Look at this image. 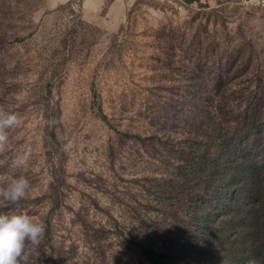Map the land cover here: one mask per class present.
<instances>
[{
  "label": "rangeland",
  "instance_id": "1",
  "mask_svg": "<svg viewBox=\"0 0 264 264\" xmlns=\"http://www.w3.org/2000/svg\"><path fill=\"white\" fill-rule=\"evenodd\" d=\"M216 73L264 85V13L240 0H0V106L20 118L6 130L0 186L24 176L36 199L57 183V204L29 212L50 215L79 264H140L151 176L178 171L181 118L197 84L209 98Z\"/></svg>",
  "mask_w": 264,
  "mask_h": 264
},
{
  "label": "trees",
  "instance_id": "2",
  "mask_svg": "<svg viewBox=\"0 0 264 264\" xmlns=\"http://www.w3.org/2000/svg\"><path fill=\"white\" fill-rule=\"evenodd\" d=\"M203 86H195L194 111L181 118L188 131L173 146L178 171L151 176L156 184L140 217V264H264V85L243 88L216 73L202 100ZM102 120L111 126L107 115ZM46 122L55 178L52 152L59 142L53 121ZM61 187L53 183L41 198L0 204V214L30 215L45 203L57 204ZM39 219L45 234L38 245L26 242L20 264H79L58 241L50 215Z\"/></svg>",
  "mask_w": 264,
  "mask_h": 264
},
{
  "label": "clouds",
  "instance_id": "3",
  "mask_svg": "<svg viewBox=\"0 0 264 264\" xmlns=\"http://www.w3.org/2000/svg\"><path fill=\"white\" fill-rule=\"evenodd\" d=\"M251 3L259 5L264 3V0H251ZM19 124L18 114L0 106V153L6 151V145L9 142L6 130ZM30 156L31 149L25 150L13 160V165L18 167L26 165ZM30 188V182L24 176L12 179L6 186H0V204L18 203L27 197ZM45 230V223L37 216L27 213L0 214V264H20L26 242L38 245Z\"/></svg>",
  "mask_w": 264,
  "mask_h": 264
},
{
  "label": "built area",
  "instance_id": "4",
  "mask_svg": "<svg viewBox=\"0 0 264 264\" xmlns=\"http://www.w3.org/2000/svg\"><path fill=\"white\" fill-rule=\"evenodd\" d=\"M159 1L165 2V3H174L175 0H159ZM240 5L245 9L259 11V12L264 13V3L256 5V4L251 3V0H240Z\"/></svg>",
  "mask_w": 264,
  "mask_h": 264
}]
</instances>
